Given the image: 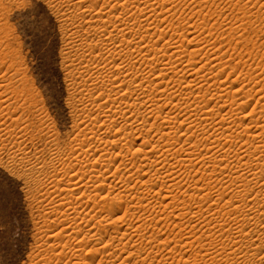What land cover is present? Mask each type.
<instances>
[{
  "label": "bare ground",
  "instance_id": "6f19581e",
  "mask_svg": "<svg viewBox=\"0 0 264 264\" xmlns=\"http://www.w3.org/2000/svg\"><path fill=\"white\" fill-rule=\"evenodd\" d=\"M83 1H85V0H83ZM176 1L178 2V0H157L156 3H153V0H128L127 4H124L123 6H119V5L115 4V0H111L113 7H111L109 9L107 7L108 0H102L101 4L98 3V2H101V0H91L90 2H91L92 6L89 5L87 7V10L85 12H83L82 17H85L88 19L87 21L85 20L86 21L85 23H86V26L88 27L89 31L92 33L94 32L95 34H97L99 36V40H97V41L99 42V44L102 47L106 48V49L104 48L106 51L108 49H112L111 56H112L113 60L115 59V54L117 51L116 49L113 48V43H115V40L119 39L121 46H122V49H123V51L121 52V56L123 57V59H122L121 64L119 65V68L117 69V71L120 73H123L124 69L125 68L127 69L126 75H117L116 77L110 79V77L112 76L111 65L110 66L107 65L106 68H100L99 63L97 62L98 63L97 66L87 64L88 69H86V67L84 66L86 69L85 71H88V73H93L95 75L94 77H96L97 81L95 82V79H93L94 80L93 82H95V84H92V87L95 88V90L100 92V93L98 94L99 96L96 97L95 99H93L95 97V95L93 98L89 97L91 100L89 99L88 102H86L85 99H83V100H85L84 102H82V100H79L80 104L78 105V107H81L80 110L82 109L81 110L82 112L83 111L86 112L88 109V112L86 115L89 117V118H87V119H89V121L88 122L86 121L87 123H84V125L82 127H80V130H78V132L81 133L79 135H82V137L84 138V139H82V137H81V140H83V141H80V142H82V143H80V144L78 143L79 145L77 144L76 147L74 145L71 146V147L74 146V150H72L73 149L72 148L71 151L73 154H76L77 158H73L74 156H72L73 161L71 160L70 161L71 163L69 162V164H71L69 167H71L70 169H73V172L75 174L71 175L72 177L70 176L69 177L70 179H61V180L58 179L59 181H57L55 179V181L52 183L54 191L57 194L55 196V206L57 208H59L60 211H61V209H65V212H66V210H67L68 215H73L72 217H74V219L71 220L72 217H71V219L67 218L68 215L65 217L67 219H70L71 221H74L75 219H78V218H81V220H82V218L87 219L86 221L83 220V222H85V223L88 221L87 222L88 225H85L86 228H83L84 225L82 227H80V226L70 227V225L67 226L68 228L66 227L67 229H69V230H67L70 232L69 235L72 233L70 235L72 237V239H78V237H82L81 242L83 244H85L89 241L95 243V246H98V247H97V249H95L96 248L95 246L93 248H91V250H90L91 253L92 252L99 253L100 251H103L105 253V255H107L106 257L109 258V262H107L108 260L101 259L100 261H98L97 264H109L110 262H111V264L116 263V262H118L117 264H128L127 263L128 260L134 256V253H136L135 252L136 249L143 242V240L145 238L144 232H146L145 229H147V227L149 226V223H152L153 221H155L156 218H157V220L160 221L159 217H157V216L158 215L162 216V214H164L163 212H166V211L169 212L170 209L173 210L172 211L173 214H171L174 216L173 218L174 219L178 218L179 220H182V221H184V219L191 213L194 216H197V217L200 216L201 224L208 227V230H209V232H207L208 235H209V233H211V231L212 232L215 231V233L217 230L219 231L220 235L217 234L218 235L217 239H214V240L211 239L214 242L215 246L212 245V248L210 247L209 249H205L204 247L202 249L200 248L203 251H211L213 254L212 259H209L205 255L201 256V258H204L205 261L206 260L207 261L209 260L211 262L213 261V263H215V264H250V260H251V254L250 253L248 255H244L242 257H237L234 252L230 253L229 255H225V249L227 247H229L231 243H235V241H233V237L234 236L239 237L241 234L242 228L248 227L250 225L251 231H249L247 233V236H251L252 232L255 231L257 237H264V225L260 224L261 217H264V193L261 192V188H264V185L260 186L259 181H258V179H260V180L263 179V175H264V163L259 162L261 160V158L264 160V125H262L261 127H260V125L256 126V127L254 126L256 130L254 131V133L252 132L250 134L248 132H250L249 129H251V128L247 127L246 125H242V123L239 122V118L236 115L237 113H235L236 110L233 109L234 104H232L230 107H228V105H227V107H225L226 103H227V102L225 103V100L222 102V103H224V104H222V106H219L220 104H218V101L216 103L217 99L216 100L214 99L216 104H211L210 103L211 100H207V99H209V98H207L208 95H211L212 92H213V94H212L213 96H214V93H216L215 97H217V95L221 94L224 91V89L222 90L223 85L220 86L219 85L220 83L216 82V83H218L219 86L213 87L214 83L212 84V82L215 81L216 78H215V80H209L208 77L207 78L204 77L205 76L204 74H203L204 75L203 77L202 76L200 77L198 73L202 72V71H200L201 69L196 70L194 68L195 67L194 64H195V62H197L194 59L195 56L192 55V57H191V55L189 54L190 56H188V57H191V58L190 59L187 58V55H188V53L186 54L187 48H185V45L183 43L186 39L182 38V37H184L185 32L182 31V33H179L180 30L178 31L177 27L175 26L176 23L174 24V22L177 20V18L175 19V17H176L175 14L178 10L177 7L180 6V4L178 5V3H176ZM179 2H181V0ZM85 3L83 5H85ZM257 3H259V2H257ZM166 4L171 5L170 8L167 9V7H165V6H167ZM220 4H219V6H220ZM222 4H224V3H222ZM97 5H99V7H97ZM85 7H86V5H85ZM121 7L123 10H120ZM183 8H186V7L183 6ZM187 8H188V6H187ZM129 9L131 10L130 14H128ZM190 11L191 10H189V12ZM220 11H217V12H220ZM174 12H175V14H172ZM113 13L116 15L114 16ZM253 13H254V11H253ZM143 15L146 16V18H144ZM193 15L194 14H192V16ZM204 16L206 19L207 16L206 15H204ZM211 17H213V16H211ZM183 18H181V19H183ZM170 19H172V20H170ZM173 20H174V22H171ZM203 20H204V18H203ZM165 23H167V24H165ZM181 24L182 23H180L179 25H181ZM205 24H207V23H205ZM182 25H181V27L183 29L184 26H182ZM178 27H180V26H178ZM194 29H197V27L193 28V30ZM106 30H107L108 37L111 38L109 41H105L103 36H102V33L105 32ZM163 30L164 31L165 30L171 31L173 33V35H172V33H171V35L168 34L169 33L168 31L163 32ZM194 32L195 31L191 32L190 35H192ZM218 34H220V33H218ZM174 37L176 39V42L174 41L175 44H173L174 42H171L173 45H169V47H166V46L162 47L163 45H167V44H162V43H164L163 40H166L165 42H168L170 44V42L168 40L174 39ZM198 39H199V42H203L202 39L200 40L199 36H196V37L194 36L191 39V41L189 39L187 41H190V44L192 45V43H194V42L198 43L197 42ZM205 40H206V38H205ZM171 41H173V40H171ZM208 41H210V40H208ZM160 42H162L161 47H160ZM101 46H100V48H101ZM94 49L95 48L93 47L92 52L94 51ZM104 49H103V51H104ZM196 50L195 51L193 50V52L199 53ZM92 56L93 55H91L90 57H92ZM214 56L216 57V54H214ZM94 58H98V57H95V55H94ZM92 59H93V57H92ZM92 59H90L91 60L90 64L93 63ZM124 59H126L127 61L125 62ZM214 59L215 58H213V61H214ZM202 60H200V61H202ZM213 61L211 60V62H213ZM211 62H210V64H211ZM114 63H116V62H114ZM93 64H96V63L94 62ZM208 64L206 66L204 64V67H207ZM205 74H206V72H205ZM88 75H92V74H88ZM209 78L213 79V78H211V76H209ZM183 79H184V81H182ZM88 80H90V79H88ZM85 83H84V85H85ZM216 83H215V85H216ZM90 84L91 83L87 82V85H89L91 88ZM83 87L85 88L86 85ZM93 88H91L92 91L94 90ZM91 89H90V91H91ZM154 89L158 90L159 92L157 91V93L153 96L152 91H154ZM252 89H253V87H252ZM263 89H264V87H263ZM196 92H197V94H196ZM90 93L92 95L93 92H90ZM245 93H246V91H245ZM248 93H246V94H248ZM236 94H237V92H236ZM212 95H211V97L213 98ZM87 96H89V95H87ZM221 98H222V96H221ZM221 98L219 100H221ZM228 100H229V98H228ZM232 103H233V101H232ZM261 106H262L261 107L262 110H264V103L261 104ZM216 107L217 108L219 107V110ZM215 108L217 109V112H215L216 111ZM220 110H222V111H220ZM255 110H256V108H255ZM262 112H264V111H262ZM164 113H165V115L163 117L162 115ZM158 121H161V123L159 122L160 123L159 124ZM80 123L81 122H79V124ZM186 123H188L189 125H187L188 127L185 130L180 131L181 133L176 131L177 130L176 125H178L180 127V126H184ZM81 124H83V122ZM78 126H80V125H78ZM130 127H132V128L129 130ZM145 127H147V130L145 131L147 133H145V134H148V133L150 134L151 132L152 133L154 132V134L155 133L160 134V135H158V136H160L159 139H156L157 140L156 144H154L152 146L149 145V149L145 150L146 152H144L143 148L145 147V144H146V141H144L145 144L141 143L139 145V147H137V149L132 146L134 149H136L133 151V153H131L130 152L131 149L128 148V150L126 149L127 154L124 153V156L119 155L120 150L118 151L119 154L116 155L113 147L121 144L119 142V141H121L120 139L124 138L125 136L133 138V136H135V134H133L132 132H135V131L139 132L138 130H140V129L142 130V128H143V130H145L144 129ZM243 127H245V128L243 129ZM133 128H135V131L133 130ZM136 128H138V129H136ZM127 129H128V133L125 132V131H127ZM179 129L181 130V128H179ZM241 129H243V130H241ZM122 130H124V132H125V134H122L123 135L122 138L118 139V137H117L111 141H107L108 143L110 142L111 146L113 144V147H108V145H106L107 144L106 141H105L106 146H104V145L102 146L98 142L96 143L95 141L91 142V140L96 139V141H100V143H101V140H103L104 138H107L108 135L111 134V132H115V135H116V134L122 133L123 132ZM141 130H140V132H142ZM244 132L247 135L249 134L248 136L246 135L247 139L244 138L245 140L242 137ZM178 133H180V135H178ZM136 134L138 135V133H136ZM139 134H141V133H139ZM143 134H144V132H143ZM143 134L140 136L142 137ZM125 139L128 142L127 138H125ZM184 141H185L187 147L184 145L185 144ZM187 142H189V146L187 145ZM129 143H128V145H129ZM238 144L240 147V149H238V150L241 153L240 154L238 153V155H235L234 152H232V151H233V149H235L234 147H236V146L238 147ZM124 147H126V146H124ZM145 148H147V146ZM120 149H122V148H120ZM71 151H69V153H71ZM202 151H205L204 152L205 154L204 153L202 154L201 153ZM121 153H123V152H121ZM141 153H143V154H141ZM77 154H78V156H77ZM128 154H131V156ZM140 154L142 155V157H138ZM208 154H210V156H207ZM136 155H138L137 157L139 159L142 158V160L140 161L142 163L139 162L140 163V164L138 163L139 165L137 164V162L139 160L137 159ZM68 156H70V154ZM68 156H67V159L70 160V157L68 158ZM201 156H203V158L206 156L208 158H210V157L213 158L211 160H214V158L217 159L218 157H220V160L218 159L219 164H220L219 166H224V167L221 169L217 167V169H219V170H212V171H210L208 169H202L201 167H198L196 163H194L195 158L197 159V157H201ZM62 157L63 156H61V158ZM80 157H81V159L79 160ZM82 157L87 158V159L84 160V158L82 159ZM119 157L121 159H119ZM57 159L59 161L63 160V159L60 160V157ZM74 159H75L76 163L74 162ZM136 159L138 160L137 162H136ZM201 159H202V157L200 158V160L198 159V161H201ZM204 159H202V161ZM244 160H246L247 162H244ZM205 161H206V159H205ZM205 161H204V163H205ZM63 162H65V160H63ZM234 162L236 164L235 167L232 168V166H231V168H230V164L234 163ZM207 163H208V161H207ZM209 163H210V160H209ZM209 167H211V166H209ZM134 169L136 170V172L132 171ZM250 169L252 171H251V174L249 175ZM225 171H229L230 175H232V178L234 176H236L237 180L238 179H240V180L245 179V176H248V179H245L247 183L245 185L241 184L242 187H240V188L238 187V190L243 189L242 192H240L239 196H241V193L243 194V192H245L244 193L245 197L248 196L250 193H253V192H255L257 194V196L256 197L254 196L250 201L251 207L249 208L250 209L249 211H251V217L246 216L245 218H243L245 216L244 215L242 217V219L240 220L239 218L238 219H232L230 212H229L230 215L228 214V216H230L229 218L224 219V215L223 216L219 215V214H224L226 212L225 209L232 204L233 200L235 199L233 195H232L233 197L230 196V197H232L231 199H228L222 205L223 206L222 209H224L223 211H225V212H222V210H216L217 207H216V209L214 208L215 211H213L212 206L220 203L222 195H225L226 191H228L231 194L232 191L230 192V190H231L232 185L234 186V184H233V182L227 181L226 182L227 184L224 183L225 186H223L222 192L221 191L215 192L214 188L212 189L213 186L211 187L212 184L208 183L209 181L207 178H209L210 180H212V179L214 180L218 176L220 177V175L223 176V172H225ZM240 171H243L244 175H241ZM181 172L183 173L182 175H184L185 178L192 181L191 184L187 185V179H186V184L184 183L185 181L183 182V184L187 185V186L181 185V183H179L180 180H177L178 179L177 174L179 173L181 175ZM69 173H70V171H69ZM127 176H129L132 179L131 181L129 180L130 182L128 181ZM184 177H182L180 179H183ZM236 177H235V179H236ZM213 180H212V182H213ZM263 180H261V181H263ZM159 181L162 182L161 185H158ZM177 181H179V182H177ZM206 181H208V182H206ZM234 182L236 183V181H234ZM251 183L253 186L249 187L251 185ZM131 185H132V187L134 186V187H137L141 190L144 189V191H142L143 192L142 195L139 192H136V193L137 194L139 193L140 196H139V194H138V196L132 195L131 191H133L134 189L132 190V188L130 187ZM104 186L109 187L108 188L109 191L107 190V192H111L110 190H113V191L115 190L116 193H118V197H119V198H117V197H115V198H117L118 200H114L115 198L113 197L114 199L111 200L113 202L110 201L111 203L108 202L109 203L108 204V203H106V201L102 200L103 201L102 202V201H98L97 198L93 199L92 198L93 196L91 194H88L89 196L87 195V192L90 193V191H92V194H93V191H96V193H97L96 195L98 197V195H100L99 192L101 191L102 187H104ZM201 186H203V187H201ZM246 186L249 187L250 189H248ZM100 187H101V189H100ZM174 188L178 189L180 191V194L182 193L183 195H185L184 197L190 196L191 202H193V204L188 205L191 202H188V204L185 203V201H184L185 198L180 196V198L182 197L184 199H182V201H180L179 204L180 203L184 204V206H182L183 208L180 210H179V208L178 209L176 208L177 206L174 208L173 202L176 199H177L176 201L180 200L179 197H178L179 198V200H178L177 196L175 198H172V196L170 195L171 194L170 190L174 189ZM49 189H50V186H49ZM137 190L135 189V191H137ZM75 191H79L80 194H82L81 197L80 196L75 197L73 194V193H75ZM81 191H83V192H81ZM239 191H241V190H239ZM201 192H205L206 194L200 195ZM235 192L236 191H234L233 193H235ZM111 193H110V195L113 194V193L112 194ZM126 193L127 194L130 193L129 194L130 199H128L129 205L133 204L132 205V207H133L134 204L135 205L139 204L136 207H139V209L142 208L144 210L143 211L144 219L142 218L143 220L141 219V221H139L138 225H136L135 227L133 226L134 224H131V227L133 226V228H127V229L125 227L126 224H125V222H123V218H122L124 216H122V217L120 216L121 218L118 217L119 214L123 213V212L121 213V209H122V207L124 208V204H126V202L123 203L124 201L122 199H124L126 197V195H125ZM103 194H104V192H103ZM237 194H239V193H237ZM93 195H95V194H93ZM87 196H88V198L86 200ZM90 196H92V197H90ZM104 196L105 195H103L102 197H104ZM141 196H143V197H141ZM212 196H215L216 202L212 203L208 207L207 210H209V212L206 210L207 212L205 214L202 212V210L205 207V205L207 204V201L209 200V198ZM107 197H109V196H107ZM240 198L241 197H239L241 209L244 210L246 208L245 199L243 197H242L243 199L242 198L240 199ZM104 199H105V197H104ZM160 199H162V202L161 201L159 202ZM171 199L174 200L172 203L169 202V200H171ZM165 200L167 201L166 204L164 203ZM125 201H127V199ZM176 203H175V205H176ZM194 205H196L197 208L194 207ZM178 207L181 208L180 205ZM105 208H107V209L105 210ZM128 209H129V207H128ZM124 210H125L124 215H126L128 212L131 211V210L128 211L126 209V207ZM235 210L238 212H242L239 209H235ZM210 211H212V212H210ZM220 211L222 213H220ZM232 211H234V209H232ZM136 213H134V214H136ZM160 213H162V214L160 215ZM170 213H171V211H170ZM226 213H228V210ZM226 213H225V215H226ZM134 214H133V216H134ZM140 215H142V214H140ZM61 216H63V215H61ZM129 216H130V214H129ZM65 217H63V218H65ZM130 217H132V213H131ZM168 217H169V215H168ZM220 217L222 218V220L218 219ZM124 219H126V218H124ZM65 221H67V220H65ZM71 221L68 220V222H71ZM124 221H126V220H124ZM103 222H105V223H103ZM127 222H128V218H127ZM136 222H138V221H136ZM237 224H239L240 227H237L236 226ZM74 225H76V224H74ZM78 225H79V223H78ZM195 225H197V224H195ZM213 225H215V226H213ZM258 225L260 227V230L256 231ZM71 226H72V224H71ZM167 226H166V228H167ZM225 226H227V228L230 230V233L229 232H223V237H222L221 232L223 231ZM194 228H196V227L194 226ZM65 231H66V229H65ZM167 231H168V229H167ZM245 231H247V229H245ZM158 232H160V231H158ZM192 234H193V232H192ZM71 237H70V239H71ZM189 237H190V235H189ZM206 237H207V235H206ZM224 237H227V239H224ZM52 238H54V241H56L55 236ZM156 238H157L156 235H151L150 240H148V241L153 242V240L155 241ZM180 238L182 239V237H180ZM211 238H214V237L211 236ZM57 239H59L58 236H57ZM87 239H88V241H87ZM195 239L196 240H193L194 243H186L185 242V244H184L185 247H189V246L193 247V246H195V243L198 241L200 243L201 238H198V240H197V238H195ZM174 240H175V238H174ZM151 242H150V244H151ZM227 242H229V244ZM258 242L264 243V239H261ZM199 243H197L198 246H200ZM253 243H255V241H253L252 239H247V241L245 242V238H241V240L239 241V245H237L236 250L240 251V245H244V252L247 253L248 252L247 244H253ZM59 244H60V241H59ZM56 245L58 246V244H56ZM68 245H69V243H68ZM202 246H203V244H202ZM75 247L77 248V246H75ZM129 247H131V249H133V250L128 251L127 248H129ZM55 248L58 249L59 246L54 247V250H55ZM106 249H109V251H107ZM152 250H153V248H152ZM174 250H176V249H173V252H174ZM217 250H219V252H220L219 256L215 255V252ZM117 251L118 252L122 251V252L118 253L116 255ZM253 251H260V249L254 248ZM82 252H84V250L80 251V249H79L78 251L77 250L75 251L73 249V250H71L70 253H65V249H64V251L60 252V253L54 252L56 254H53V256L49 255L50 257L47 255H44V256L42 255L43 257H41L42 259L40 261H42L41 264H53V263L54 264H61L60 262L61 261L65 262L67 260V258H71V259L74 258V260L78 259L79 261L77 263H72V264H87L88 261L86 262V260H89V259L84 258ZM138 252L139 251L137 250V253ZM199 252H201V251L199 250ZM89 253L90 252H88V254ZM123 253H125V254L128 253L127 257H124L122 255ZM171 253H172V251H171ZM175 253H176V251H175ZM70 254H71V256H70ZM148 254H150V253H148ZM199 254L197 253V255H196L198 258L201 255V254L200 255ZM145 255H146V253H145ZM176 255L177 254H175L173 257H176ZM45 256H47V257H45ZM170 256H172V254ZM144 257H145L144 259L142 258L140 260L141 264H145L148 261L149 257H147V258H146V256H144ZM181 257L184 258L183 255ZM197 257H195V258L197 259ZM221 257H223V258H221ZM163 258L165 261L168 260L167 259L168 257L167 258L163 257ZM176 258H178V256ZM176 258H172V259L175 260ZM182 258L181 259L178 258L179 261L177 262V264H180L182 261L184 262L182 264H198V263L200 264L198 259L195 261H193V260L190 261V260H186V259H182ZM190 259H192V258H190ZM173 260L171 261L172 263H174ZM90 261H92V257H91ZM137 261H139V260H137ZM69 262L70 261H68V262L66 261L65 264L66 263L69 264ZM171 262L169 259V262L167 261L166 263L171 264ZM89 263H91V262H89ZM93 264H95V263H93ZM175 264H176V262H175ZM209 264H210V262H209Z\"/></svg>",
  "mask_w": 264,
  "mask_h": 264
},
{
  "label": "rangeland",
  "instance_id": "374dc122",
  "mask_svg": "<svg viewBox=\"0 0 264 264\" xmlns=\"http://www.w3.org/2000/svg\"><path fill=\"white\" fill-rule=\"evenodd\" d=\"M90 1L91 0L83 1V4L86 2L85 3L86 7H85V5L82 7L80 3L76 2V0H0V4H1L0 5V64H3L5 61H9V66L7 69L9 75L7 77L8 84L6 85V88L7 89L9 88L8 90L12 93L14 99L21 100V98H23V100L27 101L28 106H29V111H30L32 117L34 118V120L38 124H40L43 127V135L33 139L31 141V143L28 145V147L31 148L32 151H28V149L25 148L24 145H22L20 143H15V142H14L15 143V151L11 147H9L7 151H5L4 148L0 147V181H2V183L4 185V189L7 193L5 195V197L3 198V201L0 202V212H2V214H3V221H4L3 223H0V264H41L42 261H40V260L42 259L41 257H43L44 255L53 256V254L63 252L64 249H65V253H70L71 250H73V249L75 251L76 250L78 251L79 249H80V251L84 250V252H82L83 257L86 259L87 258L89 259V260H86V262L88 261L87 264H93V263L97 264L98 261H100L101 259L108 260L107 262H109V258L106 257L107 255H105V253L103 251H100L99 253H96V252L91 253L90 250H91V248H93L95 246V243L89 241V242L83 244L81 242L82 237H78V239H72V237L70 236L72 233L69 235L70 232L67 231V230H69V229H67L68 228L67 226L70 225V227H76V226L82 227L84 225L83 228H86L85 225H88V223H87L88 221L86 223L83 222V220L84 221L87 220L84 218H82V220H81V218L75 219L74 220L75 222L71 221L74 219V217H72L73 215H68V212H67V210L65 212V209H61V211H60L59 208H57L55 206V196L57 194L55 193L54 188L52 186V183L55 181V179L57 181H59L61 179H70L69 177L71 175L75 174L73 172V169H70L71 167H69L71 165V164H69V162L73 158H77L76 154H73L71 149L73 148L72 150H74V146L76 147L78 143L79 144L82 143V142H80V141H83V140H81L82 135H79L81 133L78 132V130H80V127H82L84 125V123H87L89 121V119H87L89 117L86 115L88 112V109L86 112H84V111L82 112L81 111L82 109L80 110L81 107H78V105L80 104L79 100H82V102H84L86 100V102H88V100L90 99L89 97L93 98L95 95V97L93 98V99H95L96 97L99 96L98 94L100 93V92L96 91L95 88L92 87V84H95V82L97 81L96 77H94L95 75L93 73H88V71H85L86 69H88L87 64L95 65V66L98 65L97 60L99 58H94V55H95V57H97L96 51H100L102 49L101 50L102 52L100 51L101 54H103L106 51L105 50L106 48L102 47L99 44V42L97 41V40H99V36L97 34H95L94 32L93 33L90 32L88 27L86 26L85 22L88 19L85 17H82L83 12H85L87 10V7L89 5L92 6ZM179 1L180 0H178V2L176 1V3H178V5L180 4V6L177 7L178 10H177L176 14H175V12L172 13V14H175V16H176L175 19L177 18V20L174 22V20H175L174 19L171 22H174V24L176 23L175 26L177 27L178 31L180 30L179 33H182V31L185 32L184 37H182V38L186 39L183 43L185 45V48H187V51H188V52L186 51V54L188 53L187 58L190 59L192 57V55L195 56L194 59L197 62L194 61L195 67L194 66L193 67L196 70L201 69L200 71H202V72L198 73L200 77L201 76L203 77L205 75L204 77H206V78L208 77L209 80H215V78H216V80L212 82V84L214 83L213 87L223 85L222 90L224 89V91L221 94H219V95H217V97H215L216 93H214V96H213L212 95L213 92H212L211 95L213 96V98L211 97V95H208L207 98H209V99H207V100H211V102H210L211 104H216L218 101V104H220L219 106H222V104H224L222 102L225 100V103L226 102L228 103V104L226 103L225 107H227V105H228V107H230L232 104H234L233 109L236 110L235 113H237L236 115L239 118V122L242 123V125H246L247 127L251 128V129H249L250 132H248V133H250V134L252 132L254 133V131L256 130L255 129L256 126L260 125V127H261L262 125H264V112H262L264 110H262V108H261L263 106V105L261 106V104L264 103V89H263V87H264V85H263L264 84V78H263L264 77V0L263 1L262 0H250L251 7H249L248 3L246 4L244 2H241L238 4L236 2V0H227V3H225L224 0H208V1L207 0H181V2H179ZM257 2H259V3H257ZM98 3L101 4L102 0H101V2H98ZM222 3H224V4H222ZM219 4H220V6H219ZM170 6L171 5H167L165 7H167V9H168V8H170ZM183 6L186 8H183ZM187 6H188V8H187ZM189 10H191V11L189 12ZM217 11H220V12H217ZM253 11H254V13H253ZM192 14H194V15L192 16ZM204 15L207 16L206 19H205ZM211 16H213V17H211ZM180 17L181 18L184 17V18L181 19ZM234 17L236 20H240L241 25L245 27L246 31L248 29H251L252 34L249 35L247 37V39H244L243 37H239L237 39H234V36L238 32V29H236V27H235V21L233 20ZM144 18H146V16H144ZM203 18H204V20H203ZM230 19L233 20L232 24L228 23L230 21ZM170 20H172V19H170ZM244 21H247L246 25H244ZM180 23H182V24L184 23L183 25L181 24L182 26H184L183 27V29L185 28L184 30L182 29L181 25H179ZM205 23H207V24H205ZM37 24H39V28H37ZM165 24H167V23H165ZM178 26H180V27H178ZM192 27L193 28L197 27V29L193 30ZM166 31H168V30H165V31L163 30V32H166ZM193 31H195L194 32L195 34L193 33L192 35H190V33ZM168 32H169L168 34L171 35L172 32L171 31H168ZM218 33H220V34H218ZM172 35H173V33H172ZM193 35L195 37L199 36L200 40L202 39L203 42H199V39H198V41H197L198 43L194 42L191 45L190 41L194 37ZM205 38H206V40H205ZM174 39H175V37H174ZM174 39L168 40L170 42V44L168 42H165L166 40H163L164 43L160 42V47L162 46V44H167V45H163L162 47H165V46L169 47V45L175 44L176 39L175 40ZM188 39L190 41H187ZM171 40H173V41H171ZM208 40H210V41H208ZM171 42H174V43L172 44ZM92 46L95 48L93 51L94 53L92 52V50H93ZM100 46H101V48H100ZM103 49H104V51H103ZM192 49L194 51L197 49L196 51L199 53L195 52L196 53L195 54ZM189 54L191 55V57H188V56H190ZM214 54H216V57L214 56ZM91 55H93L92 56L93 59H92V57H90ZM213 58H215L214 61H213ZM90 59H92L93 63L95 62L96 64H93L92 62H91L92 64H90V61H91ZM114 60L112 59V61H111L112 64L114 62H116V60L115 61ZM124 60H125V62L127 61L126 59H124ZM200 60H202V61H200ZM211 60L214 63L211 62ZM210 62H211V64H210ZM104 63L106 65H109V66L111 65L108 63V61H104ZM204 64H205V66L208 64V66L204 67ZM84 66L86 67V69ZM205 72H206V74H205ZM87 73L92 74V75H88ZM225 73H227V75H225ZM209 76H211V78H213V79H210ZM221 77H223V79H221ZM233 77H235V78H233ZM88 79H90V80H88ZM93 79H95V82H93L94 81ZM182 81H184V79ZM241 81H243L244 83L241 84ZM257 81H258V83H257ZM87 82L91 83L90 84L91 88H93L95 91L94 90L92 91L90 86L87 85ZM216 82H218L220 84L218 85V83H216ZM84 83L86 85V87H85L86 89L83 87V86H85ZM215 83H216V85H215ZM238 84L240 85V89L242 88L241 91L244 89L245 85H248V90L246 91V93H248V92L249 93L246 94L245 91L244 92L242 91L244 93L243 96H245L247 98L244 101L243 105H241L239 100H238L239 93L237 91L234 92V89H235L236 85H238ZM252 87H253V89H252ZM90 89H91V91H90ZM155 90L156 89H154V91H152L153 96L158 91V90H156V91ZM90 92H93L94 94L92 93V95H91ZM236 92H237V94H236ZM196 94H197V92H196ZM87 95H89V96H87ZM257 95H259V99H256L255 103L252 104V107L249 109V117H248V122H247V121H245V117H244V114L241 111V109L243 107H246L248 104L252 103V101L256 98ZM221 96H222V98H221ZM220 98L222 101L219 100ZM228 98H229V100H228ZM83 99H85V100H83ZM214 99L215 100L217 99L216 103H215ZM232 101H233V103H232ZM216 108H215V110H216L215 112H217V109L219 110V107L217 109ZM255 108H256V110H255ZM258 110H259V113H258L259 119L258 120L251 119V116L257 115ZM5 111H7V109H5ZM220 111H222V110H220ZM164 115H165V113L162 116L164 117ZM79 122H81V123L83 122V124H81V123L79 124ZM159 122L161 123V121H158V123ZM78 125H80V126H78ZM187 125H189V124L186 123L184 126H180V127L178 125H176V128H177L176 131L180 132V131L185 130L188 127ZM178 127L181 128V130ZM131 128L132 127H130L129 130ZM244 128L245 127H243V129ZM136 129H138V128H136ZM144 129L145 130H143V128H142V130L140 129L142 132H140V130H138L139 132H137V131H135V128H133V130L136 133H138V135H137L135 132H132L133 134H135V136H133V138L126 137V136L124 138H122V136H123L122 134H125V132L128 133V129H127V131H125V132H124V130H122L124 133L121 131L122 133H119L120 135L119 134L115 135V132H111V134L108 135L107 138H104L103 140H101V143H100V141H96V139L91 140V142L95 141L96 143L98 142L102 146L108 145V147H113V144L111 146L110 142L108 143L107 141H111L117 137H118V139L122 138V139H120L121 141H119L121 144L116 145L113 148H114V152L116 153V155L119 154L118 151L120 150L119 155L124 156V153L127 152L126 149L128 150V148H130L131 149L130 152L133 153V151L136 150L137 147H139V145L141 143L145 144L144 141H146L145 147L147 146V148H145V147L143 148L144 152H146L145 150L149 149V145L152 146V145L156 144V142H157L156 139H159L160 136H158V135H160V134L159 133L154 134V132L153 133L151 132L152 134L148 133L149 134L148 135V134H145V133H147V132H145L147 130V127H145ZM243 129H241V130H243ZM143 132H144V134H143ZM139 133H141V134H139ZM180 133H178V135H180ZM142 134H143V136L141 137L140 135H142ZM9 135H11V133H9ZM246 135L247 134H245V132H244V134L242 136L243 139L244 138L247 139V136L249 134L247 136ZM125 138H127L128 142L126 141ZM82 139H84V138L82 137ZM105 141L107 142L106 145H105ZM37 143H39V145H40L39 147H37ZM128 143H129V145H128ZM184 143H185V141H184ZM72 145H74V146L71 147ZM184 145L186 146V143ZM187 145L189 146V142H187ZM124 146H126V147H124ZM132 146L136 149H134ZM238 147H239V144H238ZM238 147L237 146L234 147L235 149H233V151H232V152H234L235 155H238V153L239 154L241 153L238 150V149H240V147L239 148ZM120 148H122V149H120ZM69 151H71V153H69ZM205 151H202L201 153L203 154ZM18 152L21 156L24 157L23 159H20L17 156ZM121 152H123V153H121ZM68 153L70 154V156H68L69 155ZM141 154H143V153H141ZM141 154L139 156L136 155V157L137 156L142 157ZM66 155L68 156V158L70 157V160L67 159ZM128 155L131 156V154H128ZM58 156L60 157V160L63 159V160H65V162H63V160L59 161L57 159V158H59ZM61 156H63V157L61 158ZM72 156H74V157L72 158ZM77 156H78V154H77ZM207 156H210V154H208ZM207 156L204 157L206 159V161L203 158V156H201L202 159H204V160L202 161V159H201V161H198V159L200 160L201 157H197V159L195 158L196 162L194 161V163H196L198 167H201L202 169H208L210 171L219 170V169H217V167L220 169L224 167V166H219L220 164H219L218 159L220 160V157H218L217 159L214 158V160H211L213 158H211V157L208 158ZM138 157H137V159L139 161L136 159V162L138 161L137 164L142 160V158L139 159ZM83 158L84 157H82V159ZM80 159H81V157L79 158V160ZM86 159L87 158H84V160H86ZM119 159H121V158L119 157ZM209 160H210V163H209ZM204 161H205V163H204ZM207 161H208V163H207ZM245 161L246 160H244V162ZM74 162H75V159H74ZM259 162L264 163V160L261 158V160ZM140 163H142V162H140ZM235 165H236L235 162L231 163L230 168H231V166H232V168H234ZM209 166H211V167H209ZM135 169L132 171L136 172ZM69 171H70V173H69ZM182 174H183L182 172H181V175L179 173L177 174V177H178L177 180H180V182L179 181H177V182L181 183V185H184L183 182L185 181L184 183L186 184L187 178H185L184 175H182ZM127 177H128V181L132 180L129 176H127ZM182 177H184V178L180 179ZM221 177H223V178H221ZM235 177L236 176H234L232 178V175H230L229 171H225V172H223V176L220 175V177L218 176L214 180L212 179L213 182L209 178H207L209 182L208 181H206V182L212 184L211 187L213 186L212 189L214 188L215 192H219V191L222 192V190H223L222 188H223V186H225V184H227L226 183L227 181L233 182L234 186L232 185V187H231V190H230V192L232 191L231 194L228 191H226L225 194L227 193L228 196L233 195L234 198L238 199V200H239V197H241V198L243 197L245 199V194H244L245 192H243L244 195L241 193V196H239L240 192H242L243 189H239L241 191L238 190L237 182L240 183L239 188L242 187L241 184L245 185L247 182L245 179H242V180L238 179L237 180V177H236V179H235ZM263 179H264V175H263ZM263 179H261V180H263ZM261 180L258 179L260 186L264 185L263 184L264 180L263 181H261ZM10 181H11V184H9ZM234 181H236V183ZM191 182L192 181L187 179V185L191 184ZM161 184H162V182L159 181L158 185H161ZM187 185H184V186H187ZM49 186H50V189H49ZM252 186L253 185L251 183V185L249 187H252ZM130 187L132 188V190L134 189L133 191H131L132 195H134V196H138L139 193L142 195V193H143L142 191H144V189L141 190L137 187H134V186L132 187V185ZM249 187H247V188L250 189ZM108 188H109L108 186H104V187H102V189L100 187L101 191L99 192L100 195H98V197L96 195L97 194L96 191H93V194H95L96 196L92 194V191H90V193L87 192V195L91 194L93 197L92 196H90V197H92L93 199L97 198L98 201L103 200V201H106V203L110 202L115 197L119 198L118 193H116L115 190L114 191L110 190L113 194L111 192H107ZM135 189L136 190L138 189V190L135 191ZM174 189L170 190V192H171L170 195L172 196V198H175L176 196H177V198L178 197L180 198V196H182V197L185 196L182 193L180 194V191L178 189H176V188H174ZM233 190L236 192L233 193L234 192ZM81 192H83V191H81ZM103 192H104V194H103ZM136 192H139V193L137 194ZM110 193L112 195H110ZM237 193H239V194H237ZM73 194L75 197H78V196L81 197V195H82V194H80L79 191H75V193H73ZM129 194L126 193L125 195L127 198L125 197L124 199H122L124 201V202L123 201L122 202L123 203L126 202V204H124V208L122 207V209H121V213L123 212L122 213L123 215L119 214V216H118V217L124 216L122 218H123V222H125V224H126L125 225L126 229L127 228H133V226L135 227L136 225H138L139 221H141L142 218L144 219V215H143L144 210L142 208H140L141 209L140 210L139 207H136L139 204H137V205L134 204L133 207H132L133 204L129 205V202H128L129 201L128 199H130ZM140 194H139V196H140ZM103 195H105L104 196L105 199H104V197H102ZM88 196L86 197V200H87ZM107 196H109V197H107ZM256 196H257V194L255 193V197ZM141 197H143V196H141ZM182 197L180 198V200L178 198L179 201H176L177 199L175 201L171 199V200H169V202L172 203L174 201L173 202L174 208L177 206L176 208L177 209L179 208V210H180L183 208L182 206H184V204H181V203L179 204V202L182 201V199L185 198L184 201L187 204H188V202H191L190 196H187L184 198H182ZM117 198H115L114 200H118ZM226 198L227 197H225V199ZM126 199H127V201H125ZM160 201L162 202V199H160L159 202ZM111 202H113V201H111ZM166 202L167 201L165 200L164 203L166 204ZM175 203H176V205H175ZM178 204L181 206V208L178 207L179 206ZM190 204H193V202L189 203L188 205H190ZM223 204H220V207H217L216 205H213L212 207H213V209L214 208L216 209V207H217L216 210H222V212H225V211H223L224 209H222ZM210 205L211 204L207 203L205 205V207L203 208L202 212L205 214L207 211L209 212V210H207V209ZM125 207L128 211L131 210L130 212L127 211L128 213L126 215H124ZM128 207H129V209H128ZM194 207H196V205H194ZM227 208L229 209V207H227ZM227 208L225 209L226 212L228 210ZM106 209L107 208H105V210ZM239 210H241L242 212H245V211H249L250 209L245 208L244 210H242L240 208ZM170 211H171V213H170ZM172 211L173 210L170 209L169 212L168 211L163 212L164 214L160 213V215L162 214V216H159V215L157 216V217H159L160 221L157 220V218H156L155 221H153V222L151 221L153 224L149 223V226L147 227V229H145L146 232H144V235H145V238L143 240L144 243L142 242L140 244V246L138 247L139 249L138 248L136 249V251H135L136 253H134V256H133L134 259H133V257L130 258L133 260V264L134 263L135 264H141L140 260L142 258L144 259L145 258L144 256H146V258L149 257L148 261L145 264H149V263L150 264L151 263L152 264H165L167 261L169 262V259L171 262L173 260L172 258H176L177 256H178V258L181 259L182 255L184 257L182 259H186V260H190V261L191 260L195 261L198 259L200 264H209V262H210V264H215V263H213V261L212 262L209 260L205 261L204 258H201V256L204 255L202 253L204 251L201 250L203 247L205 249H209L210 247L212 248V245L211 246L207 245V247H206L204 243H201V240L203 241L206 238V235L210 239H213V240L217 239L218 235H220L219 231L217 230L216 233H215V231H213V232L211 231V233L213 234L211 236L214 237V238H211V236H209L207 233V232H209L208 227L201 224L200 216L197 217V216L192 215V213H191L188 215L189 217L187 216L184 219V221H182V220H179L178 218L174 219L173 218L174 216L171 215V214H173ZM234 211H236V210L234 209ZM210 212H212V211H210ZM222 212L220 211V213H222ZM131 213H132V217H130ZM134 213H136V214H134ZM225 213L219 214V215L220 216L224 215V219L229 218L230 217V216H228V214L230 215L229 211H228V213H226V215H225ZM129 214H130V216H129ZM133 214H134V216H133ZM140 214H142V215H140ZM61 215H63V216H61ZM168 215H169V217H168ZM65 216H67V218H70V219L72 217V219L71 220L67 219ZM243 216L244 215L239 217V219L241 220ZM246 216L247 215L245 214V216L243 218H245ZM63 217H65V218H63ZM124 218H126V219H124ZM127 218H128V222H127ZM218 219L222 220L221 217ZM65 220H67V221H65ZM68 220L71 222H68ZM124 220H126V221H124ZM136 221H138V222H136ZM193 221H195L196 222L195 224L198 225V226L195 225L196 228H194ZM78 223H79V225H78ZM103 223H105V222H103ZM71 224H72V226H71ZM74 224H76V225H74ZM131 224H134V225L131 227ZM201 225H203L204 228L201 227ZM166 226H167V228H166ZM206 228L208 231H205ZM65 229H66V231H65ZM167 229H168V231H167ZM158 231H160V232H158ZM192 232H193V234H192ZM188 234L190 235L192 240H196L195 238H197V240H198V238H201L200 243L198 241L195 243V246H193V247H191V246L185 247L184 244H181V241H180L181 238L180 237L183 238V237L189 236ZM151 235H156L158 239L156 238L155 241L153 240V242L148 241V240H150ZM54 236L56 238L55 239L56 241H54V238H52ZM57 236L59 239H57ZM70 237H71V239H70ZM174 238H175V240H174ZM59 241H60V244H59ZM87 241H88V239H87ZM168 241L169 242L174 241L176 243L177 247H173L171 250L167 251V253L165 254V247H166V244L169 243ZM150 242H151V244H150ZM68 243H69V245H68ZM197 243H199L200 246H198ZM227 243L229 244V242H227ZM56 244H58L59 248L58 249L55 248V250H54V247H58ZM202 244H203V246H202ZM153 245H155V247H153ZM75 246H77V248ZM95 247H96L95 249H97L98 246H95ZM152 248H153V250H152ZM173 249H176V250H174V252H173ZM106 250L109 251V249H106ZM127 250L131 251L133 249H131V247H129V248H127ZM137 250L140 253L139 252L137 253ZM199 250L201 252H199ZM171 251H172V253H171ZM175 251H176V253H175ZM54 252H56V253H54ZM88 252H90V253L88 254ZM121 252L117 251L116 255L118 253H121ZM125 253H123L122 255L124 257H127L128 253L127 254H125ZM141 253L144 255H142ZM145 253H146V255H145ZM148 253H150V254H148ZM197 253L201 254V255L199 254L200 255L199 258L196 256ZM171 254H172V256H170ZM175 254H177L176 257H173ZM38 255L39 256L41 255V256L39 257ZM47 256H45V257H47ZM70 256H71V254H70ZM91 257H92L93 262L90 261ZM163 257H166V258L168 257L167 258L168 260L165 261ZM189 257L192 259H190ZM195 257H197V259ZM178 258L173 260L174 263L171 262V264H175V262L177 264V262L179 261ZM72 259L67 258L66 261L67 262L70 261L69 264L77 263L79 261L78 259H75V260H74V258H72ZM137 260H139V261H137ZM62 262L63 261H61L60 263L65 264V262H63V263ZM89 262H91V263H89ZM117 263L118 262L113 263V264H117ZM182 263H184V262L182 261L180 264H182ZM109 264H111V262ZM166 264H170V263H166Z\"/></svg>",
  "mask_w": 264,
  "mask_h": 264
},
{
  "label": "snow or ice",
  "instance_id": "6c2138e0",
  "mask_svg": "<svg viewBox=\"0 0 264 264\" xmlns=\"http://www.w3.org/2000/svg\"><path fill=\"white\" fill-rule=\"evenodd\" d=\"M76 2L80 3L82 7L84 6L83 0H76ZM156 2L157 0H153V3H156ZM224 2L227 3V0H224ZM236 2L238 4L241 2L248 3L249 7H251L250 0H236ZM127 3H128V0H115V4L119 6H123L124 4H127ZM97 7H99V5H97ZM107 7L109 9L113 7L111 0H108ZM120 10H123L122 7ZM130 11L131 10L129 9L128 14H130ZM113 15L115 16L116 14L113 13ZM233 20L235 21V27L238 29V32L234 36V39H237L239 37H243L244 39H247V37L252 34L251 29H248L246 31L245 27L241 25L240 20H236L235 17L233 18ZM233 20H230L228 23L232 24ZM244 24L246 25L247 21H244ZM37 28H39V24H37ZM102 36L105 41H109L111 39L107 35V30L102 33ZM113 48L117 50L115 54V60H116L115 64L111 63L112 49H108L103 54H101L99 51L96 52V56L99 58L98 63H99L100 68L107 67L104 61H108V63L111 64L112 76L110 77V79L116 77L117 75L127 74L126 68L124 69L123 73H120L117 71L123 59V57L121 56V52L123 51V49H122L119 39L115 40V43H113ZM8 66H9V61H5L3 64H0V147L4 148L5 151H7L9 147H11L15 151V143H20L24 145V147L27 148L28 151H32V149L29 148L28 145L31 143L33 139L43 135V127L40 124H38L32 117L29 111V106H28L27 101L23 100V98H21V100L14 99L12 93L6 88V85L8 84L7 77L9 75L7 71ZM225 75H227V73H225ZM221 79H223V77H221ZM243 83L244 82L241 81V84ZM247 89H248V85H245L243 91H247ZM234 91H237L239 93L238 100L240 104L243 105L244 101L247 98L243 96V92L241 91L239 84L236 85ZM256 99H259V95L256 96V98L252 101V103L248 104L246 107H243L241 109V111L244 114L245 121L247 122H248V117H249V109L252 107V104L255 103ZM5 109H7V111H5ZM258 113H259V110L257 111V115L251 116V119L258 120L259 119ZM9 133H11V135H9ZM39 146H40L39 143H37V147ZM17 156L20 159L24 158L19 153H17ZM251 171L252 170L250 169L249 175L251 174ZM240 174L244 175L243 171H240ZM245 179H248V176H245ZM9 184H11V181L9 182ZM237 187H239V183H237ZM261 192L264 193V188H261ZM6 194L7 193L4 189V185L2 181H0V202L3 201V198L5 197ZM205 194H206L205 192L200 193V195H205ZM254 196H255V192L250 193L248 196L245 197L246 208L251 207L250 201ZM225 197H227V199H225ZM228 199H231V197L228 196L227 194L222 195L220 203L217 204L216 206L220 207V204L225 203ZM215 202H216L215 196L210 197L209 200L207 201L208 204H212ZM240 208H241V205H240L239 200L234 199L228 209V211L231 213L232 219H238L240 216L245 215V214L251 217L250 211H245V212L232 211V209H240ZM213 211H215V209H213ZM3 222H4L3 214L2 212H0V223H3ZM195 223L196 222L193 221L194 226H195ZM260 224L264 225V217H261ZM236 226L240 227L239 224H237ZM201 227H203V225H201ZM245 229H247V231H245ZM259 230H260V227L258 225L256 231H259ZM205 231H208V230L205 229ZM249 231H251L250 225L248 227L242 228L240 236L233 237V241H235V243H231L230 246L225 249V255H229L230 253L234 252L237 257H242L250 253L251 254L250 264H264V243L258 242L261 239H264V237H257L255 231L252 232L251 236H247V233ZM223 232L230 233V230L227 228V226H225L223 231L221 232L222 237H223ZM211 235L212 234L209 233V236ZM241 238H245V242L247 241V239H252L253 241H255V243L253 244H247V248H248L247 253L244 252V245H240V251L236 250L237 245H239V241L241 240ZM224 239H227V237H224ZM185 242L194 243L192 238L189 236L183 237L181 239V244H185ZM201 243H204L206 247L207 245L215 246L214 242L208 237H206L205 240L201 241ZM153 247H155V245H153ZM173 247H177L176 243L174 241L169 242L165 247V254L167 253V251L171 250ZM254 248H259L260 251H253ZM203 254L207 256L209 259L213 258V254L211 251H204ZM215 255L217 256L220 255L219 250L215 252ZM128 264H133V260L129 259Z\"/></svg>",
  "mask_w": 264,
  "mask_h": 264
}]
</instances>
